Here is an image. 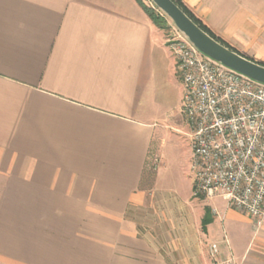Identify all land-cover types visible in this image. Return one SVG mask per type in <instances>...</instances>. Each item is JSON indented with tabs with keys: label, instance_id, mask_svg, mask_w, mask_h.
Listing matches in <instances>:
<instances>
[{
	"label": "crops",
	"instance_id": "0c3cea01",
	"mask_svg": "<svg viewBox=\"0 0 264 264\" xmlns=\"http://www.w3.org/2000/svg\"><path fill=\"white\" fill-rule=\"evenodd\" d=\"M181 2L264 66V0ZM177 81L162 30L136 0H0V264H172L134 215ZM193 199L191 253L217 242L222 258L264 264V221L229 209L222 226ZM188 201L175 204L183 216Z\"/></svg>",
	"mask_w": 264,
	"mask_h": 264
},
{
	"label": "built area",
	"instance_id": "2783aa9c",
	"mask_svg": "<svg viewBox=\"0 0 264 264\" xmlns=\"http://www.w3.org/2000/svg\"><path fill=\"white\" fill-rule=\"evenodd\" d=\"M182 80L193 198L221 200L264 221V85L202 55L181 33L166 41ZM157 162V160H156ZM211 213L219 217L216 208ZM224 241L228 244L226 236ZM217 260L218 243L209 246ZM219 264H236L228 257Z\"/></svg>",
	"mask_w": 264,
	"mask_h": 264
},
{
	"label": "rangeland",
	"instance_id": "374dc122",
	"mask_svg": "<svg viewBox=\"0 0 264 264\" xmlns=\"http://www.w3.org/2000/svg\"><path fill=\"white\" fill-rule=\"evenodd\" d=\"M139 1L146 7H155L151 0ZM177 32L180 33L168 19V28L162 30L165 40L173 38ZM181 96L182 85L177 81L160 105L158 130L160 132L161 158L158 159L159 163L153 165L155 152L149 156L146 169L149 175L142 184L146 200L143 205L136 208L134 216L139 229L142 232L145 230L144 233L149 235V240L164 250L165 256L172 264H217L214 262L215 259H211L206 253L207 243L205 242L201 248L199 247L197 253L190 252L191 248H196L195 238L198 228L195 226L194 199L190 198L192 190V180L188 171L190 140L187 137L188 130L185 126L184 116L180 111ZM158 154L160 155V153ZM188 198L189 209L186 211L187 215L183 216L184 213L180 212L175 204L182 203ZM197 204L199 208H202L203 204L205 207L208 203L198 201ZM206 207H209L210 210L217 209L219 217L211 214L223 226L226 212L229 209L225 207L219 209L211 203ZM180 221L181 229L178 224ZM230 233L237 234L236 236L241 242H244L246 238L244 229L232 227ZM227 241L229 242L228 238ZM233 254H230V257L236 264H240L241 259ZM227 258L219 256L217 260L221 263Z\"/></svg>",
	"mask_w": 264,
	"mask_h": 264
},
{
	"label": "water",
	"instance_id": "95a60500",
	"mask_svg": "<svg viewBox=\"0 0 264 264\" xmlns=\"http://www.w3.org/2000/svg\"><path fill=\"white\" fill-rule=\"evenodd\" d=\"M174 27L204 56L255 83L264 85V66L225 47L197 26L173 1L151 0Z\"/></svg>",
	"mask_w": 264,
	"mask_h": 264
},
{
	"label": "trees",
	"instance_id": "16d2710c",
	"mask_svg": "<svg viewBox=\"0 0 264 264\" xmlns=\"http://www.w3.org/2000/svg\"><path fill=\"white\" fill-rule=\"evenodd\" d=\"M139 6L143 9V11L146 13V15L149 17L151 22L160 30H165L168 28V19L167 17L160 12L156 7H146L143 3H141L139 0H136ZM173 1L197 26H199L205 33H207L209 36H211L213 39L217 40L219 43L222 44V42L216 38L209 29L204 26L194 15L190 13V11L183 5L181 0H171ZM223 45V44H222ZM227 47L226 45H224ZM228 48V47H227ZM208 223L207 220L203 221V226H205Z\"/></svg>",
	"mask_w": 264,
	"mask_h": 264
}]
</instances>
